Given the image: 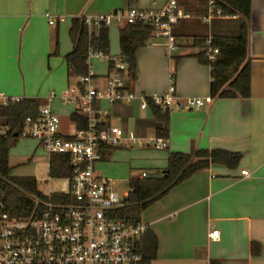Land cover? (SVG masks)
<instances>
[{"label":"crops","instance_id":"0c3cea01","mask_svg":"<svg viewBox=\"0 0 264 264\" xmlns=\"http://www.w3.org/2000/svg\"><path fill=\"white\" fill-rule=\"evenodd\" d=\"M166 1L144 6L142 0H0V95L35 98L41 104L47 91L64 90L76 82L75 76H68L64 60L72 49L68 31L73 18L128 8L157 11ZM177 2L190 17L173 21L175 46L170 53L164 39L153 37L136 51L130 81L136 93H164L173 73L178 98L209 96L210 69L195 56L201 52L195 42L224 35L218 21L236 17L202 23L206 0ZM124 25H117L116 45L108 28L110 54H120L118 33ZM247 56L248 98H217L199 109L169 111L168 145L155 149L164 152L157 161L159 171L165 169L170 153L223 149L241 158L234 169L211 165L196 172L141 213L140 222L158 241L150 264H209L211 259L220 264H264V0H251ZM103 65L96 74L106 73ZM136 103L110 105L122 126L129 117L124 114ZM63 107L70 123L73 107ZM139 117L147 119L148 113ZM133 129L139 135L154 134L151 127L136 125L135 119ZM108 154L105 150L102 159ZM214 229L217 239L208 235Z\"/></svg>","mask_w":264,"mask_h":264},{"label":"built area","instance_id":"2783aa9c","mask_svg":"<svg viewBox=\"0 0 264 264\" xmlns=\"http://www.w3.org/2000/svg\"><path fill=\"white\" fill-rule=\"evenodd\" d=\"M215 3L216 0H206L205 14L200 17L202 23L222 16ZM189 17V13L178 7L177 0H167L157 11L128 8L86 15L83 23L89 37H96L102 29L113 25L144 23L153 38L165 40L164 46L170 53L175 46L173 21ZM201 52L209 62L218 56L211 36L204 39ZM91 59L106 65L104 75L90 68ZM86 64L87 74L75 76L76 82L59 95L50 92L39 105L36 116H27L17 132L0 124V138L9 135L33 138L48 153V160L51 154L65 156L70 170L69 176L57 178L63 181L64 190L54 194L63 199L48 203L38 217L20 218L9 214L0 193V264H137L141 260L142 239L148 229L141 222L133 225L114 216L130 188L121 197L112 180L95 174V164L102 160L108 147L116 149L136 144L139 148L164 149L168 139L155 134L139 135L134 129L114 124L102 103L137 102L139 111L148 113V100L167 111L173 107L199 109L212 102L210 96L178 98L172 73L164 93L150 96L136 93L130 88L129 67L123 57L94 45L88 47ZM18 99L0 95V105ZM56 100L85 117V128L76 129L70 120L73 132L65 133L60 115L53 108ZM241 174L247 175V172L241 171ZM147 176L146 172H141L139 178ZM208 235L217 239L218 231L214 229Z\"/></svg>","mask_w":264,"mask_h":264},{"label":"trees","instance_id":"16d2710c","mask_svg":"<svg viewBox=\"0 0 264 264\" xmlns=\"http://www.w3.org/2000/svg\"><path fill=\"white\" fill-rule=\"evenodd\" d=\"M133 2L134 0H129ZM215 6L222 16H235L239 21L235 36L214 35L213 45L218 48V56L209 62L203 52L196 54L198 61L210 69L209 96L217 98H248L250 96V64L248 52V24L250 19L251 0H216ZM72 43L71 51L64 60L68 76L87 74V50L94 45L102 51H108V28L102 29L98 36L89 37L83 23V17L73 18L68 31ZM150 28L141 22L126 23L119 29L118 43L120 55L127 62L130 79L134 78L136 67V51L146 46L152 38ZM198 47L203 46L204 39L196 40ZM173 74V73H172ZM40 101L35 98H19L8 105H0V124L7 125L17 132L27 116H36ZM115 105V104H114ZM148 118H135L139 127H151L154 134L167 137L169 111L155 106L148 100ZM129 109L124 115L131 116ZM70 120L76 129L85 128V117L77 111L72 112ZM12 135L0 138V193L5 211L9 214L25 218L38 217L48 203H56L63 199L56 194L44 195L37 189L34 177H14L9 164V146ZM113 148H106L112 151ZM241 154L223 149H198L192 153H170L165 169L158 176L144 178L132 177L128 181L130 191L123 205L115 210L116 218L126 220L133 225L140 222L141 213L166 195L174 186L187 180L198 171L211 165H221L234 169L240 162ZM48 174L51 178L70 175L67 158L60 154H51L48 160ZM158 241L155 234L147 230L141 243V260L137 264H150L156 258ZM209 264H220L211 259Z\"/></svg>","mask_w":264,"mask_h":264},{"label":"rangeland","instance_id":"374dc122","mask_svg":"<svg viewBox=\"0 0 264 264\" xmlns=\"http://www.w3.org/2000/svg\"><path fill=\"white\" fill-rule=\"evenodd\" d=\"M144 6H152L156 2L157 6L164 0H142ZM203 1V0H201ZM203 3V2H202ZM204 5V3H203ZM154 6V7H157ZM153 7V8H154ZM224 36H235L238 32L239 21L236 20H220L218 21ZM111 39H115L117 25L110 26ZM225 30V31H224ZM221 32V31H220ZM115 35V37H114ZM158 42H163L158 40ZM111 48V47H110ZM112 49V48H111ZM90 68L96 73L103 71L104 65L96 59H91ZM43 79L39 80V83ZM72 82V79L70 80ZM50 84L47 88H50ZM53 90L47 91L49 94ZM63 90L56 91L59 95ZM55 92V91H54ZM105 109L110 112L112 122L118 126H122V122L113 113V107L109 104L102 103ZM54 109L60 115L63 131L72 134L73 128L69 122H66L67 111L59 104V101L53 103ZM132 115L126 121L128 129L134 128V119L142 115L138 109V104L133 105ZM162 151L154 148H139L136 144L129 146H121L109 152L105 159L95 164V174L105 177L114 182V189L122 197L129 190L128 181L130 178L139 176L145 171L148 176H158L161 171L157 169L158 159ZM9 164L12 166L11 175L14 177H34L37 181V189L44 195L59 193L64 190L63 181L57 178H51L48 174V153L41 147H38V141L28 137H18L10 142L9 146Z\"/></svg>","mask_w":264,"mask_h":264},{"label":"water","instance_id":"95a60500","mask_svg":"<svg viewBox=\"0 0 264 264\" xmlns=\"http://www.w3.org/2000/svg\"><path fill=\"white\" fill-rule=\"evenodd\" d=\"M14 136H16V134H14Z\"/></svg>","mask_w":264,"mask_h":264}]
</instances>
